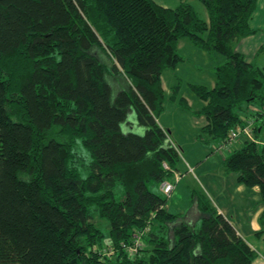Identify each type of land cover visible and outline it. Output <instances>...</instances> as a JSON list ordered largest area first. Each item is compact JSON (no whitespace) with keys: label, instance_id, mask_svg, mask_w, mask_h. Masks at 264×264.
I'll return each mask as SVG.
<instances>
[{"label":"trees","instance_id":"obj_1","mask_svg":"<svg viewBox=\"0 0 264 264\" xmlns=\"http://www.w3.org/2000/svg\"><path fill=\"white\" fill-rule=\"evenodd\" d=\"M201 1L208 19L185 0H0V264H254L257 250L206 194L192 192V217L169 210L161 188L181 170L159 122L162 75L185 60L180 39L225 57L213 87L192 85L200 109L180 98L206 117L205 143L217 148L247 107L264 106V70L235 48L258 30V0ZM223 167L264 201L257 137Z\"/></svg>","mask_w":264,"mask_h":264},{"label":"crops","instance_id":"obj_2","mask_svg":"<svg viewBox=\"0 0 264 264\" xmlns=\"http://www.w3.org/2000/svg\"><path fill=\"white\" fill-rule=\"evenodd\" d=\"M250 26L258 30L255 33L238 39L235 42V48L246 56L247 61L253 62L264 70V40L262 39L259 42L255 38L261 34L264 37V0L257 1V7L250 19ZM206 53L209 52L206 51ZM209 55L201 56V59L203 57L208 58ZM213 55L215 58L217 57V64L225 60V57L220 53L216 52ZM179 65L175 69H178ZM162 83L165 89L164 73L162 75ZM202 102L201 105L203 106L205 101L202 100ZM189 105L193 110L201 108L194 107L190 103ZM184 111L186 112L184 114L186 127L183 129V134L179 131L175 122L165 123L161 120L159 122L163 127L171 128V138L182 149V155H184L182 163L184 162L187 173L192 172L194 174L196 182L201 184L206 191L204 194L208 198L210 197L211 203L220 213L229 219L239 234L257 250L258 257L255 259L254 264H264V201L261 199L260 187L258 185L251 187L239 182L237 172H227L223 167V161L229 152L242 146L245 140H237L230 150H219L199 138L202 127L207 123L206 117L204 115H197L191 109ZM248 111L249 114L252 113L251 109ZM249 114L245 115L243 113V116L245 117ZM174 124L175 128L173 129ZM256 125L258 126L255 132L257 140L259 144L264 145V118L259 119ZM185 144L188 145V149L186 150L184 148ZM198 156L200 157L196 159ZM186 174L180 173V171L176 172L175 181L181 180ZM177 188L178 186L175 184V190L169 195V198H174L177 195ZM191 211H198L196 202L191 205L187 214ZM178 212L186 214L185 212Z\"/></svg>","mask_w":264,"mask_h":264},{"label":"rangeland","instance_id":"obj_3","mask_svg":"<svg viewBox=\"0 0 264 264\" xmlns=\"http://www.w3.org/2000/svg\"><path fill=\"white\" fill-rule=\"evenodd\" d=\"M155 1H157L162 5L171 6V7H175L179 3V0H155ZM185 1L192 4L193 8L195 9L199 17L203 19H208L207 9L201 0H185ZM255 38L259 42L262 39L264 40L262 34ZM179 42H180L179 50L182 53V55L185 57V60L182 63H180L178 69H166V71L164 72V79L166 85V88L164 89L165 110L160 114L159 120L165 123L175 122L179 128V131L183 134V129L184 127H186V119L184 117L185 116L184 114L186 112L184 110H186L187 108L182 103H180V98L181 97L185 98L188 101V103H190L194 107L195 106L202 107L201 105L203 103L202 99H200L195 94V92L192 89V85L204 84L210 88L213 87L212 85H214V83L216 82V75L214 72V68L219 63L217 64V57L215 58V56L211 53H206V51L195 45L190 38L184 37L180 39ZM206 54H210L208 58L203 57V59H201V56H206ZM248 109L249 108L247 107V109L244 110L245 115L249 114ZM174 128H175V124L173 126V129ZM169 129L171 130V128ZM184 148L185 150L188 149V145L185 144ZM77 151L78 153L81 154L82 161L85 162V160H87V155L80 147V145L77 147ZM220 152L222 153V151ZM183 156L184 155H182V157ZM199 157L200 156H198L196 159H198ZM180 166H181L180 173L186 174L187 169L186 166L184 165V162L183 163L181 162ZM195 178L196 177L192 172H188L186 175H184V178H182L179 181H175V176H174L172 180L178 186L177 188L178 193L174 198H168L167 207L169 210L174 212L181 211L187 214L188 209L191 208V205H193L194 203V200L192 198V192L194 190H198L203 193L206 192L201 186V184H198L196 182ZM150 187L153 190H159V186L157 183H151ZM117 191H118V196H122L123 192L120 189V187L117 189ZM192 212H190L189 215L187 216H192L190 215L192 214ZM193 214L197 215L196 213ZM192 217H189V221L190 220L194 221V218ZM94 221L97 223V225L105 229L106 232L108 231L110 227L109 222L106 219L101 218L98 215V213L94 215ZM157 228L159 227L157 226ZM138 232L142 234L141 231ZM171 236H173L172 232H171ZM127 247L128 245L126 246V249Z\"/></svg>","mask_w":264,"mask_h":264},{"label":"built area","instance_id":"obj_4","mask_svg":"<svg viewBox=\"0 0 264 264\" xmlns=\"http://www.w3.org/2000/svg\"><path fill=\"white\" fill-rule=\"evenodd\" d=\"M257 111H260V113L264 115V106H262L261 108L255 107V106L252 107V110H251L252 113H250L248 116H245V120L243 123L238 124L230 129L227 139L224 140L217 147V149L230 150L234 142L240 139L256 140L254 128L257 123L256 121L257 114H258ZM161 188L166 195H171L175 190V183L170 180H165L162 182ZM141 232L142 234L144 233V231H141ZM142 234L140 233L137 234L135 236L133 243L128 244L127 251L131 256H135L138 250L142 247V242H141Z\"/></svg>","mask_w":264,"mask_h":264}]
</instances>
